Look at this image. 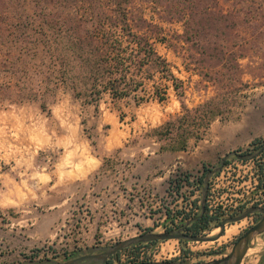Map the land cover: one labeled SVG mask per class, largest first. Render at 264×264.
I'll use <instances>...</instances> for the list:
<instances>
[{
	"label": "rangeland",
	"instance_id": "1",
	"mask_svg": "<svg viewBox=\"0 0 264 264\" xmlns=\"http://www.w3.org/2000/svg\"><path fill=\"white\" fill-rule=\"evenodd\" d=\"M130 1L133 27L148 33L170 62L184 83L186 103L194 107L218 95L230 112L212 121L200 140L191 139L186 151L161 152L157 139L143 136L180 113L174 88L163 101L151 80L122 99L108 91L89 93L81 81L83 66L66 49L72 31L53 32L38 16L42 9L90 18L109 11V0H0V12L31 22L25 29L33 39L12 43V51L40 90L37 97L0 100V264H60L143 233L193 234L206 176L232 152L237 154L209 177L205 213L211 184L220 208L244 203L239 215L264 207V0ZM189 14L201 21L199 49L184 41ZM199 61L220 80L218 86L199 75ZM46 74L52 85L42 82ZM155 80L162 84L157 75ZM260 215L227 223L214 241L132 243L110 263L207 264L229 255ZM224 219H212L198 236H216ZM242 263L264 264V233L252 239Z\"/></svg>",
	"mask_w": 264,
	"mask_h": 264
},
{
	"label": "trees",
	"instance_id": "2",
	"mask_svg": "<svg viewBox=\"0 0 264 264\" xmlns=\"http://www.w3.org/2000/svg\"><path fill=\"white\" fill-rule=\"evenodd\" d=\"M109 1L113 4L107 6L109 11L96 12L94 17L90 18H72L62 15L59 11L48 13L42 9L38 16L41 24L53 32L61 33L66 27L72 31L73 38L66 49L71 50L83 66L81 81L89 93L101 95L102 92L108 91L114 99H122L138 92L144 88L146 80H151L154 82L155 94L163 101L166 99L167 89L172 86L180 99V113L146 132L143 137L157 139L161 152L186 151L191 139L200 140L211 122L226 116L231 108L228 104H223L218 95L190 107L184 99V83L175 75L170 62L157 51L148 33L133 27L128 11L131 1ZM9 13L8 10L0 12V23L5 27L0 26V100L11 99L13 96L37 97L40 90L31 86L28 66L12 51V43L33 39L31 33L25 29L26 24L31 22L25 18L13 17ZM142 21L146 19L142 18ZM200 22L196 14H189L184 25V41L197 49L203 41ZM43 41L48 43L47 40ZM60 61L61 66H65V56L61 57ZM195 67L199 75L207 78L206 80H212L218 86L220 80L206 72L201 61L197 62ZM236 68L237 64L227 66L228 70ZM66 70L63 69L64 77L67 75ZM156 75L162 84L156 82ZM46 79L48 80L43 78L42 82L52 85V76L47 75ZM227 89L233 92L236 88L231 84ZM108 159H105V163ZM191 230L194 235L209 230V218L206 213L197 217ZM28 264L46 262L31 259Z\"/></svg>",
	"mask_w": 264,
	"mask_h": 264
},
{
	"label": "water",
	"instance_id": "3",
	"mask_svg": "<svg viewBox=\"0 0 264 264\" xmlns=\"http://www.w3.org/2000/svg\"><path fill=\"white\" fill-rule=\"evenodd\" d=\"M264 148H262L261 151H263ZM236 155V152H232L227 154L221 162V165L216 168V170H212L207 176H206V186L203 194V199H202V204H201V214L203 215L205 213L206 209V197H207V188H208V181L211 173H214L215 171H220L221 168L225 165V162L227 158L231 155ZM240 157V156H238ZM259 212L262 215V218L253 226L248 228L240 237L237 238L235 241L231 252L229 255L225 256L222 259L214 260L213 262L207 263V264H241L244 257L246 256L249 247H250V241L252 240L253 237L264 233V207H259V206H252L242 212L241 214L237 216H232L229 218H225L222 220L220 224V232L214 237H208V236H198V235H193V234H188L183 232L182 230H178L176 232H164V233H154V232H149V233H143L134 237H131L127 240L119 241L115 243L114 245L108 246V250L104 253V258L107 259L109 257H112L116 255L119 251H121L123 248L128 246L129 244L136 243V242H155L158 240H169V239H187L191 241H198V242H207V241H214L219 239L221 236L224 235L225 230H226V225L227 223H234V222H239L248 216H250L252 213ZM190 222H188L186 226H188ZM92 257H97V255H90V256H82L80 258H74L72 260H69L64 263L60 264H76L78 260L84 259V258H92ZM145 264H175L172 262H148Z\"/></svg>",
	"mask_w": 264,
	"mask_h": 264
},
{
	"label": "built area",
	"instance_id": "4",
	"mask_svg": "<svg viewBox=\"0 0 264 264\" xmlns=\"http://www.w3.org/2000/svg\"><path fill=\"white\" fill-rule=\"evenodd\" d=\"M217 188L213 187L211 184V187L209 189L208 199H207V207H208V217L209 222L212 221V219H224V217H229L230 215L234 216L240 213L244 209V203L240 204H234L230 205L229 209H225L226 206L222 205L221 202L220 205H222V208H220L219 204H214L215 200L214 197H217Z\"/></svg>",
	"mask_w": 264,
	"mask_h": 264
},
{
	"label": "flooded vegetation",
	"instance_id": "5",
	"mask_svg": "<svg viewBox=\"0 0 264 264\" xmlns=\"http://www.w3.org/2000/svg\"><path fill=\"white\" fill-rule=\"evenodd\" d=\"M262 218V215H260L258 221ZM257 221V222H258ZM107 248H104V249H101L99 251H96V252H93L92 254H85V255H81V256H78L76 258H80L82 256H90V255H97V257H92V258H84V259H81V260H78L77 263H85V262H89V261H93L92 263L93 264H110V261L112 260V257H109L107 259L104 258V253L106 252ZM84 261V262H83ZM76 263V264H77Z\"/></svg>",
	"mask_w": 264,
	"mask_h": 264
},
{
	"label": "crops",
	"instance_id": "6",
	"mask_svg": "<svg viewBox=\"0 0 264 264\" xmlns=\"http://www.w3.org/2000/svg\"><path fill=\"white\" fill-rule=\"evenodd\" d=\"M253 238H254V237H253ZM253 238H252V239H253ZM251 241H252V240H251ZM251 241H250V242H251ZM249 248H250V247H249ZM244 259H245V257H244ZM244 259H243V261H244ZM243 261H242V262H243ZM242 264H243V263H242Z\"/></svg>",
	"mask_w": 264,
	"mask_h": 264
}]
</instances>
